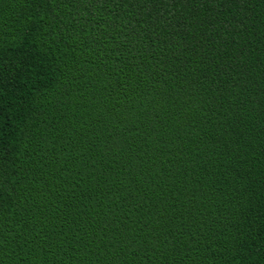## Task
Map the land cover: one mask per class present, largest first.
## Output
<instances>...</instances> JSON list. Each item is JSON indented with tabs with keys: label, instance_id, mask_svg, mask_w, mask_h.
I'll use <instances>...</instances> for the list:
<instances>
[{
	"label": "trees",
	"instance_id": "1",
	"mask_svg": "<svg viewBox=\"0 0 264 264\" xmlns=\"http://www.w3.org/2000/svg\"><path fill=\"white\" fill-rule=\"evenodd\" d=\"M0 264H264V0H0Z\"/></svg>",
	"mask_w": 264,
	"mask_h": 264
}]
</instances>
